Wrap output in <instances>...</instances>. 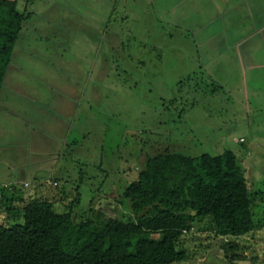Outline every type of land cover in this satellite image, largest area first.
<instances>
[{"label": "rangeland", "instance_id": "rangeland-1", "mask_svg": "<svg viewBox=\"0 0 264 264\" xmlns=\"http://www.w3.org/2000/svg\"><path fill=\"white\" fill-rule=\"evenodd\" d=\"M263 3L29 0L0 90V185L66 202L78 192L82 210L167 148L231 150L249 189L264 191ZM238 5L251 28L230 26ZM251 206L257 225L236 239L243 260L196 236L177 243L191 257L174 264H264L262 196Z\"/></svg>", "mask_w": 264, "mask_h": 264}, {"label": "trees", "instance_id": "trees-1", "mask_svg": "<svg viewBox=\"0 0 264 264\" xmlns=\"http://www.w3.org/2000/svg\"><path fill=\"white\" fill-rule=\"evenodd\" d=\"M17 2L0 0V90L30 15L29 0L21 11ZM135 168L120 194L82 210L78 192L66 202L0 185V264H174L191 257L177 243L196 236L218 241L229 263L244 259L236 239L256 227L251 204L255 195L264 202V191L249 189L231 150L191 156L166 148Z\"/></svg>", "mask_w": 264, "mask_h": 264}, {"label": "crops", "instance_id": "crops-1", "mask_svg": "<svg viewBox=\"0 0 264 264\" xmlns=\"http://www.w3.org/2000/svg\"><path fill=\"white\" fill-rule=\"evenodd\" d=\"M219 1V0H218ZM221 4V3H220ZM252 6V5H251ZM262 6H264V3L262 4ZM224 10H226V8L224 9ZM251 10V9H250ZM245 12V9H244V6H239L238 5V7H236V8H234V9H230V12H228V14H227V16H231L230 18H229V22H230V20L232 19V22H230L231 24H230V26L231 27H234V29H235V26H237V24H240V25H244V26H249L250 27V25H252V24H254L255 22V20H252L251 22H248V20H245L246 19V15L247 14H245L244 13ZM264 14V13H263ZM262 14V15H263ZM250 15H252V14H250ZM264 17V16H263ZM263 21V20H262ZM259 25V27L260 28H263V26H264V22H261L260 24H258ZM257 26V25H256ZM258 27V28H259ZM251 28V27H250ZM257 28V29H258ZM247 37V36H246Z\"/></svg>", "mask_w": 264, "mask_h": 264}]
</instances>
